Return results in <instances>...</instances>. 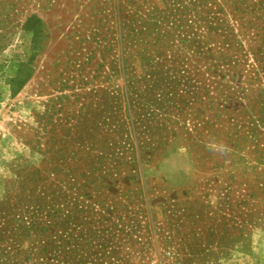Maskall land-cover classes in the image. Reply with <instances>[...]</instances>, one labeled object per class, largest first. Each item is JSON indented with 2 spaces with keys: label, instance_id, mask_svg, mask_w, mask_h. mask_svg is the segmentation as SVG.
<instances>
[{
  "label": "rangeland",
  "instance_id": "obj_1",
  "mask_svg": "<svg viewBox=\"0 0 264 264\" xmlns=\"http://www.w3.org/2000/svg\"><path fill=\"white\" fill-rule=\"evenodd\" d=\"M0 264H264V0H0Z\"/></svg>",
  "mask_w": 264,
  "mask_h": 264
},
{
  "label": "trees",
  "instance_id": "obj_2",
  "mask_svg": "<svg viewBox=\"0 0 264 264\" xmlns=\"http://www.w3.org/2000/svg\"><path fill=\"white\" fill-rule=\"evenodd\" d=\"M35 21H37V19H29L28 22H27V25L31 28V30L34 32V24H35Z\"/></svg>",
  "mask_w": 264,
  "mask_h": 264
}]
</instances>
